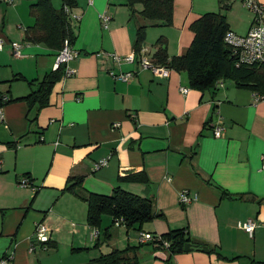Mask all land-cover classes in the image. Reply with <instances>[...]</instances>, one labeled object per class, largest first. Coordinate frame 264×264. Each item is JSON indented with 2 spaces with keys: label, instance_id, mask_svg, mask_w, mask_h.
Returning a JSON list of instances; mask_svg holds the SVG:
<instances>
[{
  "label": "crops",
  "instance_id": "0c3cea01",
  "mask_svg": "<svg viewBox=\"0 0 264 264\" xmlns=\"http://www.w3.org/2000/svg\"><path fill=\"white\" fill-rule=\"evenodd\" d=\"M32 1L0 0V37L21 44L20 56L7 44L0 49V98H8L0 121V255H11L8 264H87L112 248L133 247L135 264H264V98L231 79L199 90L184 70L162 76L114 60L112 53L134 50L142 17L130 18L126 0H77L68 17L75 37L67 64L75 72L53 84L46 105H30L20 98L54 70L59 51L26 39ZM51 3L59 9L62 0ZM217 6L173 0L171 24L147 26L159 27L145 29L142 47L151 58L164 37L169 58L184 54L191 24ZM100 13L110 16L105 28ZM252 20L242 29L228 21L229 28L243 35ZM130 71L125 81L111 74ZM216 125L223 128L218 137ZM100 160L106 163L96 168ZM136 172L147 181L119 179ZM23 176L34 188L17 185ZM69 177H81L82 195L119 186L150 198L162 216L126 227L104 214L98 228L89 226L86 201L65 189ZM183 190L192 198L187 204L178 200ZM246 220L255 222L251 234L238 226ZM37 222L48 227L49 243L34 239ZM172 229L187 232L186 251L139 244L140 232Z\"/></svg>",
  "mask_w": 264,
  "mask_h": 264
},
{
  "label": "trees",
  "instance_id": "16d2710c",
  "mask_svg": "<svg viewBox=\"0 0 264 264\" xmlns=\"http://www.w3.org/2000/svg\"><path fill=\"white\" fill-rule=\"evenodd\" d=\"M138 2L141 3L142 8L136 11L134 5ZM76 4L77 0H62L61 7L55 9L51 0H33L29 6V12L35 22L27 28L26 39L42 41L58 49H61L66 39L71 43L75 34L69 23V12L66 9L70 10ZM125 4L129 8L130 18L136 16L138 12L143 19L136 28L133 43L136 52H139L143 44L147 26L170 25L172 22L173 0H126ZM224 5L223 7L228 6V4ZM191 28L194 36L184 54L169 58L166 40L164 37H159L154 43L156 48L151 55V60L169 69L186 71L190 86L199 90L213 87L221 79H231L237 86L249 87L258 94H264V64L236 65V57L231 47L227 46L223 40L226 31L230 30L224 13L204 12L191 24ZM63 72L64 66L60 65L46 74L37 83L35 89L20 99L26 100L30 105L33 103H38L39 107L46 105L53 84L62 77ZM71 179L72 177H69L65 189L86 201V222L89 226L98 228L104 214L110 215L113 222L122 218L121 225L126 227L135 224L140 226L144 222L162 216L156 211L150 198L133 194L119 186L113 188L110 194L88 192L82 195L77 191L81 187V177L73 178L75 179L73 182H70ZM119 179L147 181L144 172L132 173ZM156 236L159 239L150 242L162 245L166 242L167 246H164L169 253L188 249L189 237L185 229H172L162 236ZM139 244L142 243L139 242ZM132 249L133 247L112 248L108 253L89 260L87 264H135V256L129 255Z\"/></svg>",
  "mask_w": 264,
  "mask_h": 264
},
{
  "label": "built area",
  "instance_id": "2783aa9c",
  "mask_svg": "<svg viewBox=\"0 0 264 264\" xmlns=\"http://www.w3.org/2000/svg\"><path fill=\"white\" fill-rule=\"evenodd\" d=\"M7 3L12 2V0H4ZM244 5L248 6V8L252 9L255 12V15L253 17L252 23L247 31V33L241 35L238 34L232 30L226 31L224 34L223 40L224 43L231 47L232 53L236 57V65L238 64H264V8L262 5H260L257 0H242ZM66 11L69 12L68 9ZM99 19L101 21L102 26L105 28L108 25V22L110 20V16L105 13L99 14ZM10 46L12 49V53L15 56L21 55V44L17 41H7L3 37H0V49L4 47V45ZM74 55V49L72 48V45L70 42L66 39L63 42V46L61 49H59L57 54V59L54 64V70L57 69L60 65L64 66V72L63 76H69L72 75L75 72V69L68 67V62L70 59L73 58ZM111 56L116 61L124 60L126 62H133L136 61L138 64V67L140 69H149L153 73L167 76L169 73V68L165 65H160L155 63L151 60V58L148 55L147 49L145 47L140 48L139 52H136L133 50L131 53L125 55V56H119L115 53H112ZM111 74L119 79V80H128L130 77L133 76V72H124V73H118L114 74L111 72ZM187 91V88H182V92L185 93ZM255 95L258 99H263L264 94H258L255 92ZM8 98L6 95H3L0 98V121L3 120V111L2 106L5 101H7ZM117 123H114V126H116ZM222 126L216 125L213 128L214 135L216 137L220 136L222 134ZM106 163V160H100L96 163L95 167H99L101 165H104ZM261 169L264 171V154L262 156V164ZM17 185L20 187H32V179L28 176H23L19 179L17 182ZM178 200L182 204L189 203L192 198L188 195V192L186 190L180 191L178 195ZM123 219L121 218L119 221L117 220L114 222L115 224L120 225ZM238 226L244 229V231L248 234H251L253 231V228L255 226V222L252 220H246L243 223H238ZM98 231L94 230V235H97ZM34 239L38 241L41 244H46L47 241H49V229L48 227L42 223L37 222L34 228ZM155 239H159L156 235H153L148 232H140L138 236V240L140 243H144L146 241H153ZM164 245L167 246V243L164 242ZM11 260V255H0V264H8Z\"/></svg>",
  "mask_w": 264,
  "mask_h": 264
},
{
  "label": "rangeland",
  "instance_id": "374dc122",
  "mask_svg": "<svg viewBox=\"0 0 264 264\" xmlns=\"http://www.w3.org/2000/svg\"><path fill=\"white\" fill-rule=\"evenodd\" d=\"M224 4H228V6H225ZM219 6V8H218ZM218 6L213 9L216 11H220L225 13L227 20L229 21V23L231 22L232 24L235 23L236 26H238L239 28H244V26L246 25L248 19H253L255 12L248 8V6L244 5L242 0H218ZM134 8L139 9L141 8V3H135ZM137 15L139 14L138 12L136 13ZM136 15V16H137ZM133 17V21L134 18ZM159 26H152V27H148V29H146L147 32H149L151 29H157ZM146 31H145V37L143 40L144 44L146 43ZM103 219H106V221H109V216L108 215H104Z\"/></svg>",
  "mask_w": 264,
  "mask_h": 264
}]
</instances>
